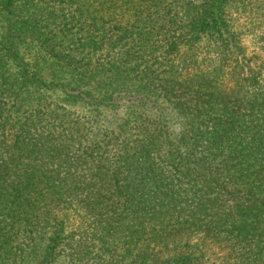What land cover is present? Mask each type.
Returning a JSON list of instances; mask_svg holds the SVG:
<instances>
[{"label": "trees", "instance_id": "trees-1", "mask_svg": "<svg viewBox=\"0 0 264 264\" xmlns=\"http://www.w3.org/2000/svg\"><path fill=\"white\" fill-rule=\"evenodd\" d=\"M0 264H264V0H0Z\"/></svg>", "mask_w": 264, "mask_h": 264}, {"label": "rangeland", "instance_id": "rangeland-1", "mask_svg": "<svg viewBox=\"0 0 264 264\" xmlns=\"http://www.w3.org/2000/svg\"><path fill=\"white\" fill-rule=\"evenodd\" d=\"M251 40L252 39L250 37H248V38L245 37L243 44L249 48V47H251L250 46V44L252 42ZM52 92H53V96L55 99H61L64 97L61 90H55ZM71 110L74 112L77 111V113L81 116H85V115L92 113V108L87 107L86 105L83 106L81 103L73 105V108H71ZM123 112H124L123 109H119L118 111L113 112V113H111L110 110H103V115H106L107 118H112L113 116H121L123 114ZM77 113L75 112L76 115H78Z\"/></svg>", "mask_w": 264, "mask_h": 264}]
</instances>
